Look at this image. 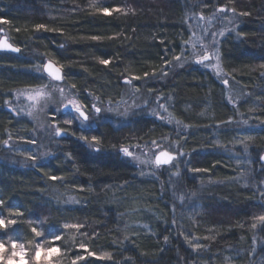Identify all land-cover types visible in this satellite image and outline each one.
Returning <instances> with one entry per match:
<instances>
[{"label":"trees","instance_id":"1","mask_svg":"<svg viewBox=\"0 0 264 264\" xmlns=\"http://www.w3.org/2000/svg\"><path fill=\"white\" fill-rule=\"evenodd\" d=\"M119 1L0 0V22L20 48L0 51V217L14 221L0 241L12 235L34 246L40 222L45 241L68 242L69 264H225L234 255L239 264H264V246L254 247L262 231L250 230L253 214L264 215V0H141L127 14L103 11ZM235 1L241 16L220 42L219 79L186 62L189 17ZM47 60L62 66L58 85L87 109L126 101L134 79L138 102L159 99L187 131L137 110L120 127L59 124L68 133L59 138L50 125L14 116L6 101L15 89L48 84L44 72L30 71ZM54 115H44L46 126ZM80 136L96 137L99 151ZM165 139L196 163L181 175L199 185L187 193L188 209L173 213L165 188L141 179L120 152ZM135 208L152 213L130 226L124 212Z\"/></svg>","mask_w":264,"mask_h":264},{"label":"rangeland","instance_id":"2","mask_svg":"<svg viewBox=\"0 0 264 264\" xmlns=\"http://www.w3.org/2000/svg\"><path fill=\"white\" fill-rule=\"evenodd\" d=\"M140 1L141 0H130L129 2H127L125 0L123 1V3H119V1V6L117 5L113 8V10H109L107 13L115 11L118 13L120 12L121 14H127L129 8H136V3ZM153 1L154 3H158L160 0ZM235 2H231L229 6L211 11L208 16L202 14L201 12H194V15H191L189 17V29L191 30V37L186 44V50H184V54H186L185 58L187 59L186 62L211 71L219 79H224L226 77V74L220 62V42L228 30L236 27V23L241 16V14H239L238 11L234 7H232L233 5H237V1ZM3 23L5 22H0V41L3 36H6L8 41L13 44L11 42V38L9 37L7 26H4ZM17 48L20 51V48ZM19 51L16 53H10L19 54ZM217 51L219 53V60H217L216 56ZM204 56H207L208 60H203ZM48 61L51 60H47L46 62ZM186 62L183 63L186 64ZM217 65L219 66V71H217ZM60 67L62 69V66ZM32 68L33 70H30L31 68L29 70L33 71V73L39 74L38 71L42 73L44 72V65L42 66V68H40V66H37L35 64L34 66H32ZM48 79V84L39 87H27L13 90L11 97L5 103V109L16 117L25 118L26 120L28 119L32 122L41 124L40 129L44 130L45 127L47 128L48 125H50L49 129L51 130V132H54L55 136L59 138L68 136L65 128L63 129L59 126V124H63L69 127H73L75 125L80 132H84L91 127H95L98 121L104 120H111L110 122H112V124H114L116 127H120L126 123L125 117H127V115L129 114H132L133 112H136L137 110L142 112L146 110L147 114L153 116L157 121L174 127L176 133L187 131L186 126H183L182 124L171 118L166 108L163 106V104H161L159 99H157L155 103H153L151 99H148L145 102H138V90L132 84L134 82V79L128 80L130 87L126 101H117L114 103L107 102L103 108L104 110L96 102H94V104H91L90 110L87 109V107H85L80 101H78V99H76L77 95L73 93L71 87H60L58 83L63 80V76L60 80H53L50 77ZM71 100L76 101L81 106L82 111H84L85 114L88 115L89 120L86 123H81L77 119V114L74 112L71 106L65 108V105H68L69 101ZM93 105H95V108H100L99 113L95 111ZM48 110H52L54 113H57V115H54L53 118H51L53 119V121L50 124L47 123L46 126V116L44 115ZM65 120H71L72 123L66 124L64 122ZM249 124L247 123L243 125L247 126ZM253 125L259 126L260 124ZM57 129L61 130V135H56ZM80 141H82L83 143L85 142V144L88 146V143L86 141L81 139ZM88 141L92 142V144L94 143L92 140ZM126 148L132 154L131 156H127L123 153L122 150L124 148H122L120 152L126 159L130 161V163L138 170V172H140L139 175L141 179L144 178L154 180L160 186L162 185V189L165 188L164 192L169 195V203L171 204L170 207L172 209L171 213L174 212V207L177 206L179 207V209L183 208L184 210H187V206L190 205V202H188L186 197L187 193L190 192V190L197 189V186L199 187V185L196 181L190 179L191 176H187L191 183H186L187 178H183L181 173L185 172L187 166L191 167V165H196V163H191L190 165H188V156L180 150L176 143L172 142V140L170 141L169 139L138 144L134 145L133 147ZM161 152H169L174 156L171 164L166 166H160L156 164V157ZM38 158L41 159V154H38ZM261 161L263 165L262 168H264V159H261ZM177 169H179L180 171V176L174 175ZM245 182L248 184L247 181ZM187 184L189 188L187 187ZM261 187L264 186L262 185ZM261 189L263 190V188ZM181 197H183V199H181ZM198 206L199 204H195V206H193V208H195L194 210L197 211L199 209ZM186 207L187 209H185ZM144 211L146 213H152L151 209ZM145 212H142L141 209L137 208L126 210V212H124V215L126 217H130L127 218V221L129 222L128 225L131 226L135 223L139 224V222L134 221L142 219L141 217L143 216H141V213ZM260 215L263 214L254 213L251 221L252 225H256L255 228H253L251 225V231L254 232L255 229L262 231V237L260 238L261 242L260 244H258V240L255 236L254 247L264 246V222H261L258 219ZM192 218L193 217L189 214L186 220L190 221ZM0 219L3 218L0 217ZM3 220L5 221V225L4 227H0V232L6 231L8 229V226L14 223V221L12 220ZM33 228H35L36 230V235L39 236V242L34 246H31V244L26 241H15L13 240L12 235H8L7 239H5L4 242L0 241V244H3V249H0V264H8L9 261H11L12 264H69V248L67 250L64 248L67 245L66 243L68 242L59 237L60 235H58L56 239L45 241L43 234H41L42 224L40 222H35ZM66 228L69 229L70 232L75 229V227L70 226H67ZM59 241L62 242V245L57 244L59 243ZM194 243L198 244L197 241H195ZM194 249L196 250L197 248ZM236 257L234 255V258ZM234 258L232 256L227 257L224 260L225 264H239L240 262H234Z\"/></svg>","mask_w":264,"mask_h":264},{"label":"snow or ice","instance_id":"3","mask_svg":"<svg viewBox=\"0 0 264 264\" xmlns=\"http://www.w3.org/2000/svg\"><path fill=\"white\" fill-rule=\"evenodd\" d=\"M103 11H104L105 13H107L109 10L105 8V9H103ZM243 15H247V13H244ZM38 27H39V28H43L44 26H43V25H39ZM6 47H7L9 50H12V51H16V52L19 51V49H12V48H11V45H6ZM0 50H2V49H0ZM216 56H217V60H219V53H218V51H217V53H216ZM203 60H208V57H207V56H204V57H203ZM201 62H202V61H201ZM100 63H102V64H108L109 61H107V60H101ZM46 70L48 71V73H49L50 75H52L53 77H55V79H57V80H60V79H61V76H60L59 70L53 68V66H52L51 64H48V65L46 66ZM217 71H219V66H218V65H217ZM225 83H227V81H225ZM69 106H71V107L73 108L74 112L77 114V116H76L77 119H78L81 123H86V122L89 120L88 115H86L85 112L82 111L81 106H80L76 101H74V100L69 101V104H68V105H65V108H67V107H69ZM93 107L95 108V105H93ZM95 111H96L97 113H99V112H100V108H95ZM64 122H65L66 124H71V123H72L71 120H65ZM247 123H248V121L245 120V121H244V124H247ZM56 135H61V130H60V129H57V130H56ZM78 138L81 139V140L86 141V142L88 143V146H89L90 148L94 147V145L92 144V142H89V141H88V138H87L86 136H80V137H78ZM92 141H96V137H92ZM97 143H98V141H97ZM94 150L99 151L98 148H94ZM122 151H123V153H124L125 155H127V156H131V155H132V154L128 151L127 148H124ZM245 151H247V146H245ZM45 155H47V153H45ZM173 159H174V157H173L172 155H170L168 152H161L160 156L157 157V159H156V163H157L158 165H159V164H169L171 161H173ZM261 159H264V155L261 156ZM194 171H201V170H200V169H194ZM174 175H176V176H180V171H179V169H177V171L174 173ZM202 183H203V182H202ZM261 183H264V181H262ZM244 186L247 187L248 185L245 184ZM193 195H195V193H193ZM261 195L264 196V192H262ZM181 199H183V197H181ZM258 219H259L261 222H264V215H260V216L258 217ZM4 225H5V221H4L3 219H0V227H4ZM241 227H242V225H241ZM252 227L255 228L256 225L253 224ZM165 239H167V238H165ZM0 249H3V244H0ZM252 251H253V253H254V252H255V249H253ZM93 254H94V253H93ZM8 264H12V262L9 261Z\"/></svg>","mask_w":264,"mask_h":264},{"label":"water","instance_id":"4","mask_svg":"<svg viewBox=\"0 0 264 264\" xmlns=\"http://www.w3.org/2000/svg\"><path fill=\"white\" fill-rule=\"evenodd\" d=\"M6 45H11V48L12 49H18L16 46H14L13 44H11L9 41H8V39H7V37L6 36H3L2 37V39H1V41H0V49H2V50H0V51H2V52H15L16 53V51H12V50H9L7 47H6ZM48 64H51L52 66H53V68H55V69H58L59 70V73H60V76H61V78H62V76H63V70L61 69V67L59 66V65H57L55 62H53V61H48V62H46L45 64H44V73L48 76V77H50L51 79H53V80H57V79H55V77H53L52 75H50L49 73H48V71L46 70V66L48 65ZM169 153V152H168ZM161 154V153H160ZM160 154H158L157 155V157H159L160 156ZM170 155H172L171 153H169ZM173 156V155H172ZM157 157H156V159H157ZM174 157V156H173ZM156 161V160H155ZM172 163V161L169 163V164H171ZM157 164V163H156ZM169 164H159L160 166H166V165H169ZM158 165V164H157Z\"/></svg>","mask_w":264,"mask_h":264}]
</instances>
